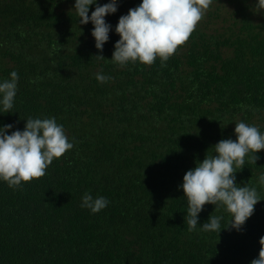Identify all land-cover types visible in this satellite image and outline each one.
<instances>
[{
    "label": "trees",
    "instance_id": "trees-1",
    "mask_svg": "<svg viewBox=\"0 0 264 264\" xmlns=\"http://www.w3.org/2000/svg\"><path fill=\"white\" fill-rule=\"evenodd\" d=\"M74 2L0 0V80L19 75L0 124L23 130L26 118L54 116L74 140L43 177L16 189L0 181V264H250L264 236V149L235 173L262 199L241 231L210 203L200 224L222 216L224 229L189 231L178 185L217 142L236 139L235 122L264 132V18L251 10L255 0H229L233 21L223 30L209 6L168 61L125 67L111 60L114 27L142 0H119L106 17L113 31L102 53ZM97 72L112 79L100 83ZM86 191L110 204L91 214L80 207Z\"/></svg>",
    "mask_w": 264,
    "mask_h": 264
},
{
    "label": "clouds",
    "instance_id": "clouds-1",
    "mask_svg": "<svg viewBox=\"0 0 264 264\" xmlns=\"http://www.w3.org/2000/svg\"><path fill=\"white\" fill-rule=\"evenodd\" d=\"M212 0H142L126 14L119 17L114 31L119 39L114 44L111 57L120 67L137 62L152 65L157 57L165 63L183 45L193 33L198 22L205 15ZM92 5L95 10L89 11ZM119 8V0H75L73 9L78 16V24L92 23L91 35L95 47L102 53L104 45L110 39L113 25L106 20ZM251 10L264 14V0H255ZM98 58L104 56L96 55ZM100 83H107L111 76L102 72L94 74ZM19 75L11 71L9 79L0 80V114L10 113L15 105L18 92ZM14 124H0V181L10 188L22 187L25 182L39 179L54 159L62 157L74 147L69 140L64 125L52 117H29L23 130ZM10 133V134H9ZM236 139H221L213 147V154L206 155L194 168L183 176L178 185L186 197L187 210L185 223L189 231L221 232L222 216L211 215L207 222L200 224L199 214L206 204L223 208L231 216L227 227L241 231L246 221L254 214L255 205L261 201L256 187L236 183L237 169L242 170L246 156L253 153L255 162L260 158L257 153L264 149V132L254 124L244 121L235 122ZM264 187V174L258 178ZM110 201L104 196L94 197L85 192L80 207L96 214L106 209ZM225 227V228H227ZM258 258L250 264H264V236Z\"/></svg>",
    "mask_w": 264,
    "mask_h": 264
},
{
    "label": "rangeland",
    "instance_id": "rangeland-1",
    "mask_svg": "<svg viewBox=\"0 0 264 264\" xmlns=\"http://www.w3.org/2000/svg\"><path fill=\"white\" fill-rule=\"evenodd\" d=\"M209 6H211L213 9L214 21L212 22L215 24V27L221 28V30H223V28L233 21L232 6L230 5L229 0H212ZM208 9L210 10L211 8L209 7ZM208 9L204 15L206 20H208ZM260 16L264 18V14H261ZM200 21H202V19Z\"/></svg>",
    "mask_w": 264,
    "mask_h": 264
}]
</instances>
